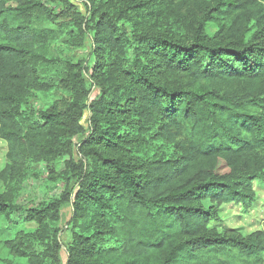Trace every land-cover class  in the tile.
I'll list each match as a JSON object with an SVG mask.
<instances>
[{"label":"trees","instance_id":"obj_1","mask_svg":"<svg viewBox=\"0 0 264 264\" xmlns=\"http://www.w3.org/2000/svg\"><path fill=\"white\" fill-rule=\"evenodd\" d=\"M156 1L125 6L134 14ZM196 1L205 8L200 22L180 35L146 22L120 32L110 13L100 14L87 73L102 77L107 55L120 90L96 115L107 127L91 126L78 145L94 166L76 173L74 208L79 218L94 210L95 228L84 223L69 264H264V230L244 237L211 228L222 204L250 205L253 182L264 181V0ZM51 5L0 0V138L9 161L0 171V218L37 223L8 243L29 264L60 263L56 222L66 198L54 193L24 209L23 184L34 166L72 154L82 132L77 105L43 109L30 99L59 87L88 94L83 68L45 73L60 36L40 24L58 23ZM213 11L225 21L210 32L203 25Z\"/></svg>","mask_w":264,"mask_h":264},{"label":"rangeland","instance_id":"obj_2","mask_svg":"<svg viewBox=\"0 0 264 264\" xmlns=\"http://www.w3.org/2000/svg\"><path fill=\"white\" fill-rule=\"evenodd\" d=\"M51 5V0H44ZM64 1V2H63ZM126 0H57L51 6L60 17L58 23L47 21L40 24L46 28L59 29L60 36L51 45V58L45 73L50 77H63L66 65L72 63L75 70L83 68L82 77L87 91V98L70 89L59 87L46 93H36L30 99V105L43 109L52 105L63 107L75 104L82 110L80 125L82 132L73 138L74 150L72 154L61 155L55 161L42 162L34 166L29 172L20 192V202L24 209H29L47 201L54 193L65 197L59 219L56 225L59 227V239L61 249L59 251L60 263L69 264L68 249L74 243L78 235L84 233V223L89 221L91 231L95 228L92 219L94 210H89L83 218L77 217L74 208L75 192L79 181L76 173L83 169L90 173L94 166L92 158H81L78 145L84 141L90 133V127L99 124L106 128L107 124L97 121L105 113V103L118 96L120 89H115L111 78V59L106 55L105 71L99 79L88 75L87 70L93 64L95 48V36L101 12H108L117 23L119 31L134 32L145 24L161 30L184 33L198 26L203 8L202 3L196 0H159L151 6H147L140 12L132 14L125 6ZM14 4V2H12ZM204 19L203 26L208 31L215 32L225 21L224 15L213 11ZM146 22L145 24H143ZM97 52V51H96ZM131 49L125 57L130 59ZM101 83L103 85H101ZM83 95V94H82ZM86 95V93H85ZM84 96V95H83ZM82 99V100H80ZM8 143L0 138V171L8 164ZM1 190L6 187L0 182ZM255 200L250 205L241 203H224L219 207V219L211 222V228L216 233H236L247 237L257 230H264V181L257 179L253 182ZM205 206L210 205L208 200L203 201ZM15 222L0 218V264H29L27 259L16 255L9 247V241L14 239L19 231L34 232L38 225L33 221H27L22 215H14ZM114 241H108L107 245ZM37 250L42 248L36 245ZM104 258V257H103ZM108 261V260H106Z\"/></svg>","mask_w":264,"mask_h":264}]
</instances>
